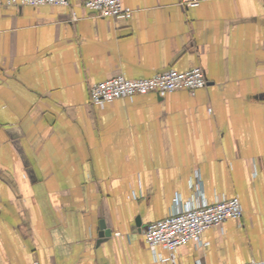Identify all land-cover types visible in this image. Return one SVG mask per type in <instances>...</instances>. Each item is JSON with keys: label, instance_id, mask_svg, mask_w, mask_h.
<instances>
[{"label": "crops", "instance_id": "0c3cea01", "mask_svg": "<svg viewBox=\"0 0 264 264\" xmlns=\"http://www.w3.org/2000/svg\"><path fill=\"white\" fill-rule=\"evenodd\" d=\"M85 1L0 3V264L264 259V0H122L129 18ZM195 67L203 88L90 101L114 76ZM195 191L241 217L150 248L146 226Z\"/></svg>", "mask_w": 264, "mask_h": 264}, {"label": "built area", "instance_id": "2783aa9c", "mask_svg": "<svg viewBox=\"0 0 264 264\" xmlns=\"http://www.w3.org/2000/svg\"><path fill=\"white\" fill-rule=\"evenodd\" d=\"M2 0H0V3ZM69 0H5L7 5H69ZM201 0H180L185 7L199 5ZM84 7L101 17L129 18L131 10L124 7L122 0H86ZM207 83L201 67L185 71L168 69L147 78L128 79L122 75L108 78L90 87V101L101 105L117 98L155 92L163 95L174 90L193 91ZM242 208L238 197L217 199L213 202L201 201L194 192L183 207L174 203L170 213L149 223L144 230V239L151 248L161 245L173 255L178 247L190 241L200 242L201 234L208 227L222 224L227 219H239ZM237 264V263H236ZM241 264H264V259L251 260Z\"/></svg>", "mask_w": 264, "mask_h": 264}, {"label": "water", "instance_id": "95a60500", "mask_svg": "<svg viewBox=\"0 0 264 264\" xmlns=\"http://www.w3.org/2000/svg\"><path fill=\"white\" fill-rule=\"evenodd\" d=\"M100 229L101 231L99 232V236H98V242H101L102 240H104L106 237H108L110 235V231L105 227L104 223L100 224Z\"/></svg>", "mask_w": 264, "mask_h": 264}]
</instances>
